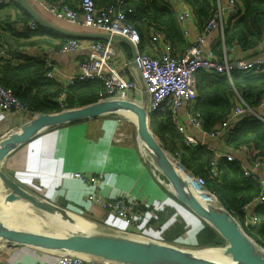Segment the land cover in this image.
Wrapping results in <instances>:
<instances>
[{
  "label": "crops",
  "instance_id": "0c3cea01",
  "mask_svg": "<svg viewBox=\"0 0 264 264\" xmlns=\"http://www.w3.org/2000/svg\"><path fill=\"white\" fill-rule=\"evenodd\" d=\"M26 2L49 25L61 32L43 28L38 24L39 30L36 33H26L23 26L27 22L16 23L17 17L29 14L16 2L12 5H0V39L4 42L1 44L3 47L0 48V53H6L5 59L10 58L14 64L25 62V59L19 60L13 57L15 52L36 60L41 55L55 61L65 72L76 71L79 62L90 55V45L96 40L92 36L96 32L88 26L57 19L39 1L26 0ZM12 22L18 29H13ZM41 29L49 32H42ZM193 32H197V29ZM38 33L41 35H37ZM68 33L86 37L74 38L68 36ZM217 35V32L206 35L205 49L215 42ZM65 37L70 38L69 40L79 39L83 47L70 54H59L55 47L64 41H69ZM28 42L33 44L23 46V43ZM120 45L132 61L134 57L132 49L123 43ZM177 51L183 53L185 50L177 49ZM263 54L264 43L252 53V56L242 53L241 50L237 55L253 58ZM131 73L135 76L132 68ZM60 84L64 85L63 82ZM258 114L264 117V111ZM36 115L38 114L24 109L13 112L0 110V138L17 132ZM123 117L126 116L106 115L51 127L12 154L0 165V169L5 170L9 177L43 200L75 216H82L79 221L89 225L86 229L77 228L76 234L94 237L107 233L122 234L132 229L133 227L129 229L120 218L103 212L91 199L95 195L104 198L126 197L131 202H139L146 206L142 221L132 229V234H136V237L167 244L183 251L193 252L192 248L205 249L199 245L197 236L207 225L206 222L181 206L168 194L162 184V174L153 165L139 141L133 139L126 123L122 124ZM180 117L183 122H187L185 108L180 111ZM190 134L199 136L194 130H190ZM228 139L229 134H225L224 138L210 140L207 145L214 151L234 154L237 161L245 168L251 169V163L245 156L237 154L235 149L228 146ZM76 173L96 177L98 181L83 182L75 178ZM252 173L260 180H264V171L252 170ZM168 207L174 209V214L164 223H157L158 213ZM50 208L63 213L53 206H49ZM63 215L67 214L63 213ZM68 216L72 220H77L73 215ZM12 219H15L19 226L28 225L30 228L49 231L41 224H30L28 220L21 223L22 219L18 217V213L10 219L9 225H12ZM178 221L185 222L184 232L173 239L172 231L169 229ZM164 235L171 237V241H165ZM60 256L61 251L56 249L22 245L4 247L0 244V261L10 260L22 264H36L41 261L54 264Z\"/></svg>",
  "mask_w": 264,
  "mask_h": 264
},
{
  "label": "built area",
  "instance_id": "2783aa9c",
  "mask_svg": "<svg viewBox=\"0 0 264 264\" xmlns=\"http://www.w3.org/2000/svg\"><path fill=\"white\" fill-rule=\"evenodd\" d=\"M41 2L46 9L57 19L64 20L75 25H83L92 28L96 34L121 36L129 40L135 47L137 55L133 57L137 63L146 91L148 93V111L151 121L158 113L169 110L174 124L183 135L187 146H206L214 153L210 165L209 174L213 179L221 176V163L234 162V154H226L214 151L207 145L210 140H218L231 134L236 126L234 119L242 116L253 115L264 122V117L259 115L264 111V94L256 112L248 107L239 94L233 99L234 109L228 122L211 131L204 129L202 115L196 110L197 102V74L201 71L212 75L226 76L232 79L235 72L257 74L264 72V54L253 58L237 55L239 48L233 44L224 46V55L219 56L213 46L225 41V28L227 24L237 21L243 14V5L239 0H216L217 11L203 28L198 27V20L194 15L188 0H159L172 10L180 24L184 38L188 43L185 52L180 53L170 42L163 30H154L150 38L143 40L140 32L134 25L127 23L128 14L133 9L123 10L128 0H115V5L101 7L95 0H80L76 8L70 5L71 0H36ZM16 0H0V5H12ZM39 25L35 21L27 22L23 26L26 33L37 32ZM197 29V32L193 30ZM217 32L215 42L207 49L204 48L206 35ZM83 44L79 39H71L64 43L57 51L59 54H70L80 50ZM151 48V51H149ZM90 55L79 62V67L74 72H65L55 61L44 56L37 60L45 62V77L56 82H63L65 87L74 86L84 82H99L103 90L99 92V101L120 99L134 102L138 105L144 103V91L141 84L131 73V60L124 51L120 42L112 39L95 40L90 45ZM6 53H0V58H5ZM65 95L60 94L58 101L63 106ZM186 109L187 122H183L180 111ZM28 110L21 103L14 90L0 84V110L13 112L15 110ZM124 122L122 121V124ZM190 130L198 133V137L190 134ZM10 134V133H9ZM8 134H6L7 136ZM5 137V136H4ZM3 136L0 138V141ZM237 154L244 155L251 163V169L245 168L244 175L256 183L264 185V180L256 177L252 170L264 171V158H256L257 152L252 145H243L235 149ZM173 159L178 168L189 182L190 186L202 198L212 197L219 201L218 197L207 188L204 177L196 176L181 167L180 155L174 153ZM75 178L83 182H97L98 178L76 173ZM263 192L251 202L242 207V214H233L246 232H253L260 224L259 210L264 207ZM92 201L106 214L120 218L130 229L138 226L145 214L146 206L139 202H131L126 197L104 198L95 195ZM206 200V199H205ZM131 232L120 235L135 236ZM0 264H22L15 261H0ZM36 264H48L38 261ZM50 264V263H49ZM54 264H125L112 263L101 258L77 254L71 251L61 252L60 258Z\"/></svg>",
  "mask_w": 264,
  "mask_h": 264
},
{
  "label": "trees",
  "instance_id": "16d2710c",
  "mask_svg": "<svg viewBox=\"0 0 264 264\" xmlns=\"http://www.w3.org/2000/svg\"><path fill=\"white\" fill-rule=\"evenodd\" d=\"M52 1V0H50ZM80 0H71L70 5L76 8ZM198 27L203 28L217 11L216 0H188ZM244 12L240 18L228 23L225 28V41L217 43L213 49L219 56L224 55V46L235 44L242 53L248 56L256 51L264 42V0H239ZM101 7L115 5V0H95ZM1 7V6H0ZM123 10L133 9L128 14L127 23L134 25L143 40L157 29H161L170 42L180 50H187L186 42L180 24L172 10L159 0H128ZM33 19L24 14L17 17V23L31 22ZM13 29H18L12 22ZM42 32H49L41 29ZM36 33V32H35ZM37 35H41L38 33ZM66 38V37H65ZM70 38H66L69 40ZM66 41L55 47L59 50ZM4 43L0 39L1 44ZM33 43H23V46ZM183 51V52H185ZM16 59H25L23 64H14L10 58H0V84L14 90L26 109L36 114H53L67 109L80 108L100 100L98 94L103 90L99 82H84L74 86L64 85L45 77V62L26 58L13 53ZM196 110L204 121V129L211 131L230 120L234 109L233 99L237 94L243 97L246 105L253 110L259 108L264 94V72L257 74L235 72L231 80L226 76L212 75L201 71L197 74ZM60 94L65 95L63 106L58 101ZM150 128L160 141L163 148L171 155L178 153L181 167L196 176L204 177L207 188L214 193L219 202L234 215H241L242 207L258 197L263 192L261 183L254 182L244 175L242 163L239 161L221 163L219 179L210 177L209 169L214 153L206 146L192 147L184 142L183 135L174 124L171 112L158 113L150 121ZM243 145H252L256 158H264V122L254 116L246 117L229 135L228 146L238 149ZM174 209L166 208L158 213L157 223H164L173 214ZM260 224L253 232H247L264 247V207L259 210ZM185 222L178 221L169 230L173 239L184 232ZM165 241L171 237L164 235ZM200 246L219 248L226 245L219 234L208 224L197 236Z\"/></svg>",
  "mask_w": 264,
  "mask_h": 264
},
{
  "label": "water",
  "instance_id": "95a60500",
  "mask_svg": "<svg viewBox=\"0 0 264 264\" xmlns=\"http://www.w3.org/2000/svg\"><path fill=\"white\" fill-rule=\"evenodd\" d=\"M16 3L43 28L61 32L49 25L26 0H16ZM67 35L74 38L86 37L76 33ZM92 38L118 41L130 47L134 57L137 55L134 45L124 37L95 34ZM130 67L142 85L143 105L113 99L98 101L58 113L38 114L26 122L20 130L2 138L0 141V165L17 150L51 127L106 115H124L132 118L129 114L135 113L137 122H133L136 125L137 139L153 165L162 174V184L168 194L213 228L226 245L219 248H205L204 251L219 250V254L212 256L183 251L167 244L135 236L107 233L92 237L76 234L77 228L86 229L89 224L78 222V219L75 224L57 223V219L55 223L49 220L45 221V214L50 212L49 206L52 204L22 187L2 169H0V244H3L4 247L22 245L51 248L61 252L71 251L112 263L125 264H264V247L245 231L232 212L219 201H205L194 192L175 163L173 156L163 148L152 132L148 111L149 96L144 81L137 63L132 61ZM245 118L246 116L235 118L234 123L238 125ZM22 209H31L38 213L42 219H35L36 223L33 224L44 225L47 223L51 226L49 231L30 228L28 225H9L8 222L15 216V212ZM51 217L53 216L51 215Z\"/></svg>",
  "mask_w": 264,
  "mask_h": 264
},
{
  "label": "rangeland",
  "instance_id": "374dc122",
  "mask_svg": "<svg viewBox=\"0 0 264 264\" xmlns=\"http://www.w3.org/2000/svg\"><path fill=\"white\" fill-rule=\"evenodd\" d=\"M124 119H123V122L124 123H126V126H128L129 127V129H130V132L132 133V136H133V139L136 141H138V139H137V130H136V125H135V123L133 122V120L130 118V117H123ZM5 171V170H4ZM52 206L54 207L55 206V208H57V209H59V210H62V212L63 213H65V214H67V215H73L76 219H78V220H80L81 219V217L82 216H75L74 214H72L71 212H68V211H66V210H64V209H62V208H60L59 206H57V205H53L52 204ZM17 207H19V206H17ZM14 209V208H13ZM50 209H52V208H50ZM53 210V209H52ZM57 214H63V213H59V212H57L56 210H54ZM15 213H18V217L20 218V219H22V221H21V223L22 222H25L26 220H28L29 222H30V224H33V223H36V222H34V220L35 219H37V218H40L39 217V215H38V213H36L35 211H33V210H31V209H26L25 211H16ZM54 217V216H53ZM51 217V214L48 212V213H46L45 214V217H44V219H47V220H49L50 222H53V223H55V221H56V218L54 217ZM12 221H13V223H12V225L13 224H15V225H17V226H19V224H16V221H15V219H12ZM18 223V222H17ZM43 226V228H45V229H48L49 230V228H51V226L49 225V224H47V223H44V225H42ZM202 250H205V249H198V248H195V249H191V251H193L194 253H200V252H198V251H202Z\"/></svg>",
  "mask_w": 264,
  "mask_h": 264
},
{
  "label": "bare ground",
  "instance_id": "6f19581e",
  "mask_svg": "<svg viewBox=\"0 0 264 264\" xmlns=\"http://www.w3.org/2000/svg\"><path fill=\"white\" fill-rule=\"evenodd\" d=\"M132 118V120L134 121V122H137V116L135 115V113H130L129 114ZM204 199V198H203ZM206 200L205 201H211V202H216L215 200H214V198H212V197H207L206 196V198H205ZM49 213L52 215V216H54L56 219H57V223H60V222H62V223H71V224H75V222L77 221H75L74 219V221L72 220V218L70 217V216H68V215H66V216H64L63 214H57L54 210H52V209H49ZM53 217V218H54ZM41 218V217H40ZM42 219V218H41ZM47 219H45V221H46ZM78 222H80V221H78ZM83 225V224H82ZM200 252V254H204V255H212V256H215V255H217V254H219V250H208V251H204V250H202V251H199Z\"/></svg>",
  "mask_w": 264,
  "mask_h": 264
}]
</instances>
